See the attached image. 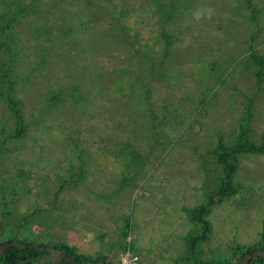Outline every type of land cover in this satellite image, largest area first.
Instances as JSON below:
<instances>
[{
  "label": "rangeland",
  "instance_id": "1",
  "mask_svg": "<svg viewBox=\"0 0 264 264\" xmlns=\"http://www.w3.org/2000/svg\"><path fill=\"white\" fill-rule=\"evenodd\" d=\"M18 3L0 0V243L192 264L220 138L264 135V0H23L6 31ZM236 158L198 246L217 264L264 231V156Z\"/></svg>",
  "mask_w": 264,
  "mask_h": 264
},
{
  "label": "trees",
  "instance_id": "2",
  "mask_svg": "<svg viewBox=\"0 0 264 264\" xmlns=\"http://www.w3.org/2000/svg\"><path fill=\"white\" fill-rule=\"evenodd\" d=\"M23 0H20V3L17 4L18 8L16 9L17 17L13 16L12 20L8 22L6 31L13 30L16 25L13 23L19 21L21 19H27L28 10L22 9ZM35 6V5H34ZM20 7V9H19ZM29 8V7H28ZM36 6L30 7V10L37 11ZM38 14L41 15V11L38 10ZM21 15L23 18H20ZM25 15V16H23ZM38 35H41L39 30H37ZM256 61L257 58L254 57ZM249 131L247 129H242V132L239 135V139L237 143L229 148H226L223 139L220 138L219 146L217 147L215 154L217 157V162L224 166L226 170V178L222 182L221 186L217 190L216 194L210 198V202L204 206L199 208H195L189 211L191 219L199 226V232L196 236L188 239V252L192 256V264H217L216 261H206L202 258L200 252L198 251V246L201 243H205L208 241L211 235V227L209 221H207L206 216L210 212V209L217 201V198L223 196L233 195L236 192V189L232 185V179L237 171V158L236 156L244 153V154H253V155H261L264 156V135L262 136V140L260 143H254L249 137ZM236 160V162H235ZM129 221V220H128ZM129 225V224H127ZM128 228V226H127ZM127 228L124 231V236L127 237L128 230ZM18 243L27 246L24 249L18 248H10L6 251L3 256V259L0 261V264H72L66 260H60L55 254H50L48 252H44L38 250L39 248H53L55 250H62L66 253V255L72 258L74 261L80 264H112L111 262H107L105 258H100L98 260H93L90 257L79 255L76 253V248L69 247L68 245L61 243H54V245H45V244H36L31 243L26 240H20L16 238L8 239L7 241L0 243V250L4 244ZM256 251H264V231L261 234V241L257 246L253 247H238L236 250V255H238V259L235 263L241 264L244 260H246L250 255L255 253ZM264 264V258H257L251 261L249 264Z\"/></svg>",
  "mask_w": 264,
  "mask_h": 264
},
{
  "label": "water",
  "instance_id": "3",
  "mask_svg": "<svg viewBox=\"0 0 264 264\" xmlns=\"http://www.w3.org/2000/svg\"><path fill=\"white\" fill-rule=\"evenodd\" d=\"M10 248L24 249L27 248V246L18 243L4 244L0 250V261L3 259V256L6 253V251L9 250ZM37 249L44 252H48L50 254H55L60 260H66L72 264H80L74 261L72 258L68 257L66 253L63 252L62 250H55L53 248H39V247H37ZM257 258H264V251H256L255 253L250 255L246 260H244L241 264H249L251 261Z\"/></svg>",
  "mask_w": 264,
  "mask_h": 264
}]
</instances>
